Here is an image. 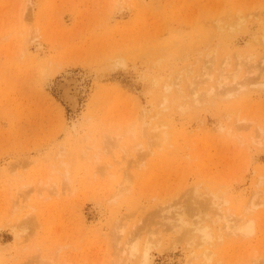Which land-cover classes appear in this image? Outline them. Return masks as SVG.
Listing matches in <instances>:
<instances>
[{"label": "rangeland", "instance_id": "374dc122", "mask_svg": "<svg viewBox=\"0 0 264 264\" xmlns=\"http://www.w3.org/2000/svg\"><path fill=\"white\" fill-rule=\"evenodd\" d=\"M40 263L264 264V0H0V264Z\"/></svg>", "mask_w": 264, "mask_h": 264}, {"label": "bare ground", "instance_id": "6f19581e", "mask_svg": "<svg viewBox=\"0 0 264 264\" xmlns=\"http://www.w3.org/2000/svg\"><path fill=\"white\" fill-rule=\"evenodd\" d=\"M194 82H196V81H194ZM193 82V83H194ZM243 87V86H242ZM68 91H67V89H65L64 90V95H65V97L67 98V99H69V100H71V98H73V97H71L70 98V96H69V94L67 93ZM216 92V91H215ZM201 93V92H200ZM205 94H207V93H205ZM204 94V95H205ZM213 94V93H212ZM72 101H73V99H72ZM144 131V130H143ZM160 141V140H159ZM126 183V179L125 180H122L120 183H118V184H116V187H113V188H115L114 189V191H113V196L115 197V196H117V195H119V193L121 192V190L123 189V186H124V184ZM111 195V196H112ZM230 215V214H229ZM237 216V215H236ZM224 219V218H223ZM228 219V218H227ZM229 220V219H228ZM235 222V221H234ZM237 222V221H236ZM225 223V222H224ZM231 224V223H230ZM228 224V226L227 227H225L224 226V228H227L228 230H229V228H230V226L233 224ZM225 225H227V223L225 224ZM235 225V224H234ZM236 228L235 229H233L232 228V230H231V232L232 231H240V232H242V233H244L245 235H248V234H251V232H252V230H253V227H252V222L251 221H248V222H243V223H241L240 222V224L239 225H237V226H235ZM210 233V232H209ZM117 237V236H116ZM211 253V252H210ZM209 253V254H210ZM206 255V254H205ZM209 260V258L208 257H205V262H207ZM51 262V261H50ZM41 264V263H40ZM205 264V263H204Z\"/></svg>", "mask_w": 264, "mask_h": 264}]
</instances>
